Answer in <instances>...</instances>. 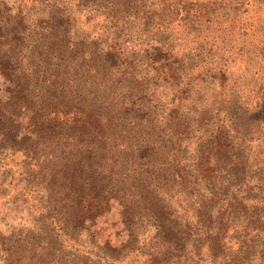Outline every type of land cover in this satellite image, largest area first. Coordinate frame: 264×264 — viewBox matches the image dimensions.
Returning <instances> with one entry per match:
<instances>
[{"label": "trees", "instance_id": "obj_1", "mask_svg": "<svg viewBox=\"0 0 264 264\" xmlns=\"http://www.w3.org/2000/svg\"><path fill=\"white\" fill-rule=\"evenodd\" d=\"M196 4L0 0V264H264V0Z\"/></svg>", "mask_w": 264, "mask_h": 264}, {"label": "rangeland", "instance_id": "obj_2", "mask_svg": "<svg viewBox=\"0 0 264 264\" xmlns=\"http://www.w3.org/2000/svg\"><path fill=\"white\" fill-rule=\"evenodd\" d=\"M176 2H177V9H178L179 12H180V13L178 14V16L176 15V18L179 20V19H181V17H182L183 15H185V11H183V6H184L185 9L188 10V14H189V15H187L188 19H193L192 17L194 16L196 9L198 8V7L196 6V5H197V4H196V0H176ZM179 21H180V20H179ZM175 24H178V21H175ZM17 195H18V196L21 195V191H18V192H17ZM4 200L6 201L7 198H5ZM28 204H29L30 206H34V205L37 204V202L34 201L33 199L29 198ZM35 210H36V209H35ZM37 211H38V210H36V211L34 212V215H38ZM66 245H68V244H66ZM68 249H69V248H68ZM68 251H69V250H68Z\"/></svg>", "mask_w": 264, "mask_h": 264}]
</instances>
